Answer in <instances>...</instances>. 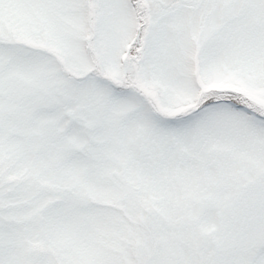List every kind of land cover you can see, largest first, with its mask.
<instances>
[{
  "label": "snow or ice",
  "instance_id": "6c2138e0",
  "mask_svg": "<svg viewBox=\"0 0 264 264\" xmlns=\"http://www.w3.org/2000/svg\"><path fill=\"white\" fill-rule=\"evenodd\" d=\"M0 264H264V0H0Z\"/></svg>",
  "mask_w": 264,
  "mask_h": 264
}]
</instances>
